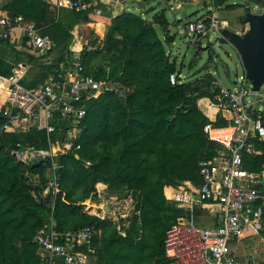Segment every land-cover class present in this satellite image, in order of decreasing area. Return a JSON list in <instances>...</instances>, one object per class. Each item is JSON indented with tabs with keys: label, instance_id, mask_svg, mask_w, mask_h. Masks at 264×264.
<instances>
[{
	"label": "trees",
	"instance_id": "trees-1",
	"mask_svg": "<svg viewBox=\"0 0 264 264\" xmlns=\"http://www.w3.org/2000/svg\"><path fill=\"white\" fill-rule=\"evenodd\" d=\"M229 1L211 0L217 10ZM244 1L260 5L263 0ZM0 10L9 20L21 16L36 23L56 48L63 46L66 51L57 66L43 67L37 78L25 80L28 89L59 79L60 65L70 55L71 31L76 24L91 20L89 10L62 9L57 16L45 0H3ZM240 23L246 25L245 16ZM168 28L164 12L151 21L125 13L117 20L104 52L83 54L87 73L100 82L109 78L112 84L87 105L77 143L79 160L75 154L57 159L61 188L54 218L58 232L88 226L97 230L92 242L94 264H168L165 235L183 213L169 200L168 188L184 182L201 185L200 163L212 159L218 147L208 140L204 128L227 126L221 113L212 122L201 107L203 100L213 99V92L220 91L217 80L211 74L194 81L183 79L184 65L178 68L159 36L160 29L166 44H173ZM194 68L195 62L188 69ZM12 70L7 66L3 73ZM171 75L178 76L176 86L171 84ZM5 121L0 109V125ZM25 125L23 120L0 133V264H42L37 238L52 213L44 192L53 160L27 166L16 155L25 148L49 151L57 136L28 131ZM257 148L262 156H244L245 169L251 173L262 171L264 165V143H257ZM99 189L133 194L130 201H135L138 214L127 223L120 219L121 230L112 217L100 219L85 211L84 203Z\"/></svg>",
	"mask_w": 264,
	"mask_h": 264
},
{
	"label": "built area",
	"instance_id": "built-area-1",
	"mask_svg": "<svg viewBox=\"0 0 264 264\" xmlns=\"http://www.w3.org/2000/svg\"><path fill=\"white\" fill-rule=\"evenodd\" d=\"M94 1L61 0L58 7L65 8L68 4L71 9L86 11ZM110 2L124 5L127 0ZM209 20L211 26L208 28ZM212 29L218 35L222 34L221 23L214 17L187 26L188 34L197 36H209ZM42 30L21 16L9 20L0 11V45L10 42L15 31H20L38 59H45L54 52L56 43ZM4 68L5 63L0 59V93L5 98L2 115L6 119L0 125V133L9 131L24 120L28 131L57 136V140L50 143L49 151L25 148L16 155L18 161L27 166L37 161L53 160L44 192V196L50 199L52 213L37 238L42 264H94L96 249L92 242L98 234L94 227L64 233L56 229L54 205L61 188V167L57 159L75 154L79 160L80 146L77 143L82 122L87 116V105L109 91L111 82L109 78L107 82H100L87 73L82 52L73 53L59 79L51 78L36 89L23 85L24 68L15 67L11 74L3 73ZM240 79L243 85L234 92L220 85V91H214L213 99L208 101L207 107L216 109V115L221 113L227 126L208 124L204 128L208 140L217 144L218 149L212 160L200 163L201 185L185 182L170 188L169 199L188 217L179 218L166 232L164 251L168 264H242L233 253V244L244 238L246 231L260 234L264 230V165L262 171L251 173L245 169L244 161L245 155H263L257 143H264V112L259 106L255 109L247 102L253 91L246 89L250 83L246 74ZM170 81L176 86L178 76L171 75ZM106 195L109 196L107 200ZM110 195L106 189H99L84 203L85 211L93 215L92 211L96 210L94 215L100 219L112 217L121 230L120 219L127 223L138 214L135 201H130L133 194L126 199L129 201L128 209L132 208L120 217L111 214ZM204 206H210V209L204 210ZM105 208L109 212L106 213ZM197 210L208 215L207 218L214 223L211 226L200 225L198 221L202 218L197 215Z\"/></svg>",
	"mask_w": 264,
	"mask_h": 264
},
{
	"label": "rangeland",
	"instance_id": "rangeland-1",
	"mask_svg": "<svg viewBox=\"0 0 264 264\" xmlns=\"http://www.w3.org/2000/svg\"><path fill=\"white\" fill-rule=\"evenodd\" d=\"M127 1L129 12L140 15L145 20L151 21L162 12L166 14L169 22L168 34L174 38V43L166 44L165 35L160 29L158 30L159 36L164 41L166 50L172 61L177 63L178 68L184 65L181 73H183L185 81L199 80L211 74L217 80L218 85H222L233 92L243 85L240 78L244 76V69L236 50L229 45L216 43L219 35L214 29L209 32V39H206V35L188 34L187 26L201 19H210L215 15L221 21L223 29L244 34L248 30V25H241L240 19L246 16L248 12L263 14L264 8L261 4L250 3L248 9L246 1L231 0L226 7L217 10L213 7L211 0ZM139 3H143L145 6L141 7ZM184 9L187 11V18H184ZM16 53L20 55V51H16ZM21 57L25 58L23 55ZM210 59H213L211 63L209 62ZM193 62H195V68L189 71L188 68ZM35 70L37 68H32L28 73L29 81L32 79L30 75L35 74ZM246 89L252 91L251 83L246 85ZM246 100L253 104L255 109L259 106L260 111L264 112V85L259 93L252 92ZM110 197L112 198L110 200L113 206L111 212L113 216H124L126 215L125 211L128 212L132 208L128 209L129 201L126 200L128 197H132V193L119 190ZM104 211L109 212L107 208ZM247 252V250H241V253Z\"/></svg>",
	"mask_w": 264,
	"mask_h": 264
},
{
	"label": "crops",
	"instance_id": "crops-1",
	"mask_svg": "<svg viewBox=\"0 0 264 264\" xmlns=\"http://www.w3.org/2000/svg\"><path fill=\"white\" fill-rule=\"evenodd\" d=\"M45 1L50 5L51 10L54 12V14H57V16L62 9H71L69 8L68 4L66 5L65 8H59L58 3L61 0H45ZM2 3L3 0H0V6ZM127 3L128 1L124 5H119V4L111 3L110 0H95L91 4L89 9V13H90L89 16L91 19L90 22L78 23L71 31L72 39L69 44L70 55H67L66 61L61 63L60 65L61 73L64 72L65 69L68 67V62L71 61L74 52H82V54H84L85 51L104 52L106 50L107 42L114 33V28L116 26L117 20L125 13H131L128 10ZM140 4L143 3H139V5ZM98 11L100 13H98ZM184 12L186 13V18H187L188 15L185 9ZM212 17L218 19L215 15H213ZM117 36H118L117 34L114 35V37ZM91 42L96 43L95 46H93ZM26 43H27V38L24 37L20 31H15L14 36L10 42L0 45V59L3 60V62L5 63V68L3 71H5V69L7 70V66H10L12 68L15 67L24 68L23 82L25 80H28L29 82L28 73L32 68H37V70H35V74L30 75V77L32 78L30 79L31 81L40 75L42 71L41 69L43 67L57 66L60 63L61 59L63 58L64 53H66L63 46L57 47L49 57L39 60L35 52L32 49H30ZM16 51H20V55H18L19 53L17 54ZM21 55H23L26 59L21 57ZM95 65H96V61L93 62L92 67ZM110 82L112 84L111 80ZM208 101L209 100H203L201 102L202 104L201 107L203 109V112L210 119V121L214 122L216 120V117L218 116L216 115L217 111L214 108L207 107ZM4 104H5V98L3 94L0 93V109H3ZM213 158L214 156L212 157V159ZM212 159H208V160H212ZM190 183L193 184L192 182ZM193 185L196 186L195 184ZM171 187H176V186H170L168 188V198ZM203 209L209 210L210 206L208 207L204 206ZM200 211L201 210H197V212ZM185 215L186 213L183 212L181 217L187 218ZM198 216L202 218L200 221H198L200 225L211 226L214 223V220L207 218L209 216L203 215V212ZM232 248H233V253L242 264H264V230L260 234H254L252 231H246L244 238L234 243ZM241 250H247L248 252L241 253Z\"/></svg>",
	"mask_w": 264,
	"mask_h": 264
},
{
	"label": "water",
	"instance_id": "water-1",
	"mask_svg": "<svg viewBox=\"0 0 264 264\" xmlns=\"http://www.w3.org/2000/svg\"><path fill=\"white\" fill-rule=\"evenodd\" d=\"M205 4L207 3L205 2ZM261 5L264 8V1L261 2ZM140 6L144 7L145 5L140 4ZM249 7L250 3H247V8L249 9ZM183 13L186 18V13ZM245 22L248 25V30L244 34L223 29L222 34L217 37L216 43L229 45L236 50L242 62L244 74L251 83L252 91L259 93L264 85V13L248 12ZM206 39H209V36H206ZM39 165L41 162L37 161L34 166ZM185 216L188 217L187 214Z\"/></svg>",
	"mask_w": 264,
	"mask_h": 264
},
{
	"label": "bare ground",
	"instance_id": "bare-ground-1",
	"mask_svg": "<svg viewBox=\"0 0 264 264\" xmlns=\"http://www.w3.org/2000/svg\"><path fill=\"white\" fill-rule=\"evenodd\" d=\"M74 50H76V49H74Z\"/></svg>",
	"mask_w": 264,
	"mask_h": 264
}]
</instances>
